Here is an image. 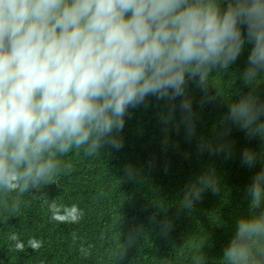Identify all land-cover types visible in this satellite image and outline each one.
Instances as JSON below:
<instances>
[{
	"label": "clouds",
	"instance_id": "1",
	"mask_svg": "<svg viewBox=\"0 0 264 264\" xmlns=\"http://www.w3.org/2000/svg\"><path fill=\"white\" fill-rule=\"evenodd\" d=\"M247 45L245 87L264 75V0H0V189L23 194L54 182L71 170L60 158L73 149L91 157L104 143L122 148L112 134L130 109L146 108L150 97H184L193 82L203 87ZM181 107L191 113L187 99ZM225 119L264 139V103L251 93ZM243 162L255 165L256 153L246 148ZM198 183L211 186L206 177ZM249 191L251 206L261 207L264 171ZM189 195L199 200L201 189L193 184ZM49 208L60 224L85 215L77 204L53 200ZM260 237L264 213L240 218L222 264H260L253 250ZM9 238L25 251L17 234ZM28 246L43 245L31 238Z\"/></svg>",
	"mask_w": 264,
	"mask_h": 264
},
{
	"label": "trees",
	"instance_id": "2",
	"mask_svg": "<svg viewBox=\"0 0 264 264\" xmlns=\"http://www.w3.org/2000/svg\"><path fill=\"white\" fill-rule=\"evenodd\" d=\"M250 48L203 87L191 83L184 97H150L146 108L130 109L124 129L112 134L122 148L104 143L91 157L73 149L60 158L71 170L54 182L23 194L0 189V264H222L237 221L264 213V203L251 206L249 191L264 171V139H249L225 119L241 95L264 103V75L247 87L242 79ZM185 99L191 113L181 107ZM246 148L256 153L251 167L243 162ZM201 177L211 186L198 183ZM193 184L201 189L199 200L189 195ZM53 200L77 204L84 218L52 220ZM13 233L25 251L15 250ZM31 238L42 241L38 251L28 246ZM253 250L264 264V237Z\"/></svg>",
	"mask_w": 264,
	"mask_h": 264
}]
</instances>
